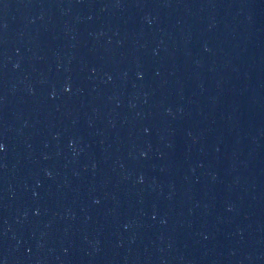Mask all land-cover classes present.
Listing matches in <instances>:
<instances>
[{
  "label": "water",
  "instance_id": "1",
  "mask_svg": "<svg viewBox=\"0 0 264 264\" xmlns=\"http://www.w3.org/2000/svg\"><path fill=\"white\" fill-rule=\"evenodd\" d=\"M0 264H264V0H0Z\"/></svg>",
  "mask_w": 264,
  "mask_h": 264
}]
</instances>
